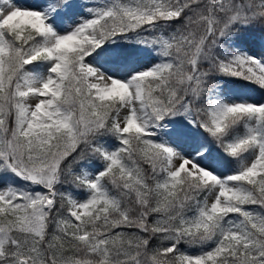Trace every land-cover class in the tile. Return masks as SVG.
<instances>
[{"label":"snow or ice","instance_id":"obj_1","mask_svg":"<svg viewBox=\"0 0 264 264\" xmlns=\"http://www.w3.org/2000/svg\"><path fill=\"white\" fill-rule=\"evenodd\" d=\"M0 264H264V0H0Z\"/></svg>","mask_w":264,"mask_h":264}]
</instances>
